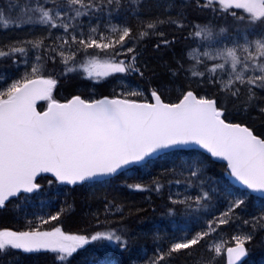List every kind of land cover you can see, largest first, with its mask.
Masks as SVG:
<instances>
[{"label": "snow or ice", "instance_id": "obj_1", "mask_svg": "<svg viewBox=\"0 0 264 264\" xmlns=\"http://www.w3.org/2000/svg\"><path fill=\"white\" fill-rule=\"evenodd\" d=\"M132 2L138 8L144 6L143 0ZM119 5L120 0H44L43 3L36 0V7L26 9L19 19L8 20L0 11V24L5 28L11 24L15 27L39 25L49 31L56 29L62 35L55 39L62 41V45L79 46L70 53V58L66 57L62 45H45L43 39L20 40L5 46L6 50L0 48V58L8 57L14 64L22 62L25 66L18 78H8L10 83L8 79L0 80L4 85L0 87V209L22 193L38 190L40 184L36 181L42 173L53 174L61 184H93L131 166L145 164L162 151L191 152L198 147L211 157L227 161L230 176L246 191L233 198L219 217L208 221L205 230L174 240L167 248L158 246L155 258L149 264H170L174 253L199 244L210 231H215L214 225L228 224L234 210L245 203L247 190L264 196V135L256 134L249 126L229 122L225 115L226 97L239 98L246 94L247 100L252 101L257 90L264 91V0H195L197 8L211 9L221 18H231L234 31L239 35H232L228 28L217 30L211 25H193L191 35L207 43L201 42L191 49L187 53L189 66L185 68L178 64L172 75L175 77L183 72L186 79L196 78L197 84L207 83L219 88L224 96L199 95L190 85H182L177 101L165 102V94L173 83L168 81L149 89L152 102L129 98H144L143 92L129 90L112 98L82 99L75 95L60 103L53 97L59 78L79 72L81 68L87 74L86 78L96 82L113 74L143 76L141 66L136 63L139 53L129 57L127 63L117 58L136 51L134 47L124 49L125 39L132 34L130 27H111L112 33H119L118 38L113 39L99 32L97 27L90 28L85 34L78 22V18L89 13L107 11L111 15L113 10H119ZM172 6L171 3L166 5ZM141 14L137 12L138 16ZM183 19V13L177 18L157 17L144 23V31L139 37L148 36L149 30L156 31L165 23L183 28ZM158 34L164 35L162 31ZM250 35L254 38L250 39ZM162 43L167 45L171 41L163 40ZM117 45L124 51L117 49ZM92 48L108 58L101 60L98 58L100 53L89 54L87 49ZM30 50H33L31 61L28 58ZM77 52L96 58L87 63L75 62ZM17 55L23 59H17ZM58 57L63 68L57 74L54 66ZM209 62H212L211 66ZM40 100L48 102L44 111L37 110ZM260 111L264 113V108ZM184 167L191 178L203 176V160L187 161ZM153 184L157 191L162 187L156 181ZM129 187L144 190L141 184ZM208 199V192L196 196L195 209L203 208ZM190 201L193 198L186 197L184 201L173 203H185L192 209L193 202ZM108 210L109 204H106L105 211ZM116 210L120 211L119 208ZM59 215L49 219L57 220ZM41 222L48 223V220L41 218ZM244 223H251L252 231L233 237L235 246L226 249L227 264H238L248 256L245 244L253 240L257 227L264 230V215ZM129 240L130 236L121 228L80 235H68L60 227L51 231H42L35 226L25 231L5 228L0 230V255L13 250L25 253L47 251L56 254L54 259L60 264H70V258L78 249H84L92 242L108 241L127 250ZM211 251L215 255L209 258L208 264H214L216 255L221 254V247L216 246Z\"/></svg>", "mask_w": 264, "mask_h": 264}, {"label": "trees", "instance_id": "obj_2", "mask_svg": "<svg viewBox=\"0 0 264 264\" xmlns=\"http://www.w3.org/2000/svg\"><path fill=\"white\" fill-rule=\"evenodd\" d=\"M40 2L43 3L44 0ZM34 7L36 0H0V11L6 20L19 19L26 9ZM150 8L147 13L138 16L137 6L132 0H120L119 10H113L111 15L105 11L89 13L78 18L80 24L84 20L91 23L89 27L84 28L85 34L90 28L97 27L99 32L113 39L118 38V32L112 33L111 27H130L132 34L125 39L124 49L134 47L136 51L117 58L124 59L127 63L129 57L139 53L136 63L141 66L143 76L133 73L113 74L96 82L95 79L86 78L87 74L81 68L79 72L68 73L59 78L53 97L61 102L75 95L85 99L112 98L122 91L132 90L143 92L144 98H129L152 102L149 89L168 81L173 83L165 94V102H176L182 85H190L191 90L199 95L224 96L219 88L207 83L197 84L196 78L186 79L183 72H179L175 77L172 73L177 70L178 64H183L185 68L189 66L187 53L197 42L202 41V38L191 35L194 31L193 25H211L217 30L225 25L230 33H235L231 18H221L219 13H213L211 9H199L195 2L190 1H180L175 15ZM180 13L184 16L183 28L165 23L159 25L156 31L149 30L148 36L139 37V33L144 31L145 22L157 17L177 18ZM160 31L164 33L163 36L158 34ZM60 35L62 33L56 29L49 31L39 25L15 27L9 24L5 28L0 24V48L11 46L16 41L35 39H43L45 45H62V41L55 39ZM163 40L171 43L165 45ZM62 46L66 49V57L69 58L70 53L79 47L71 43ZM117 49L124 51L119 45ZM43 51L41 49V54ZM32 52L33 50H30L28 54L30 61L33 59ZM87 52L94 54L100 53V50L92 48L87 49ZM94 58L96 57L93 55L86 56L84 52H77L74 60L87 63ZM98 58L104 60L108 57L100 53ZM17 59L23 58L17 55ZM211 63L209 62L210 66ZM51 67L49 64V68ZM54 67L57 74L62 70L63 64L59 57ZM24 71L22 62L17 65L11 58H0V80L18 78ZM8 82L11 80L8 79ZM3 86L0 84V87ZM225 104L228 121L246 124L256 134L264 135V113L260 111L264 108V91L257 90L252 101L247 100L246 94L239 98L226 97ZM38 106L45 110L48 102L42 100L38 102ZM193 159L204 161L201 179L191 178L184 167L185 162ZM229 173L226 162L216 161L201 150L194 149L190 152L177 149L163 153L141 166L132 167L111 179L93 184H61L53 176L43 175L37 181L40 184L38 190L22 193L18 199H13L12 203L0 209V230L7 228L25 231L35 226L42 231H51L54 227H60L68 235H80L121 228L130 236L127 250H121L108 241L92 242L84 249H78L70 258V264H149L155 258L158 246L167 248L174 240L179 241L205 230L208 221L219 217L228 209L233 198L246 191L230 180ZM153 181L162 185L159 191L155 190ZM135 184H141L144 190L129 187ZM94 185H101L103 189L95 192ZM247 191L249 194L244 197L245 203L234 210L228 224L218 227L214 225L215 231H210L199 244L174 253L170 264H208L209 258L215 255L211 249L216 246L221 247V254L216 255L214 264H227L226 249L235 244L233 237L252 231V224H245L244 221L252 222L255 217L264 215V198ZM202 192H208L209 199L203 208L196 210L194 198ZM186 197L193 198V201H190L193 202L192 209L185 203H173L184 201ZM106 204H109L107 212ZM117 208L120 211H117ZM58 213L60 215L57 220L49 219ZM41 218L48 220V223H42ZM246 245L249 247V257L242 264H264V230L257 227L253 240ZM55 255L47 251H6L0 255V264H60L54 259Z\"/></svg>", "mask_w": 264, "mask_h": 264}, {"label": "rangeland", "instance_id": "obj_3", "mask_svg": "<svg viewBox=\"0 0 264 264\" xmlns=\"http://www.w3.org/2000/svg\"><path fill=\"white\" fill-rule=\"evenodd\" d=\"M143 2H144V6H143V8H138L137 7V12L139 11V12H141V13H147L148 12V8H149V10H151V8L150 7H153V9L155 10V11H158V10H162V11H164L163 13H169V10H167V9H157L156 8V5L157 4H161V5H163L164 4V2H160V0H143ZM169 4V3H168ZM157 9V10H156ZM237 11H241V10H237ZM89 25H91V23L89 22V20H84L83 22H82V24H81V26H82V28H83V30H84V28H86V27H89ZM223 28L224 27H226V28H228L227 26H225V25H223L222 26ZM45 30V29H44ZM231 34L232 35H234V36H238L239 34L237 33V32H235V33H232L231 32ZM118 35H119V33H118ZM250 39L251 38H253L252 36H250L249 37ZM202 42V41H201ZM201 42H197V44L193 47V48H195V47H197L199 44H201ZM241 42H243V40H242V38H241ZM204 45H206V41L205 42H202ZM225 43H228V41H225ZM229 46H231V45H229ZM192 48V49H193ZM201 50H203V47L201 48ZM126 86H128V84H126ZM103 188H102V186L101 185H94L93 186V191H95V192H98V191H100V190H102Z\"/></svg>", "mask_w": 264, "mask_h": 264}, {"label": "water", "instance_id": "obj_4", "mask_svg": "<svg viewBox=\"0 0 264 264\" xmlns=\"http://www.w3.org/2000/svg\"><path fill=\"white\" fill-rule=\"evenodd\" d=\"M82 99H85V98H83V97H81ZM110 98V97H109ZM37 102H39V101H37ZM64 102H66V101H64ZM64 102H60V103H64ZM143 102H147V101H143ZM37 110L38 111H41L40 109H39V107L37 106ZM42 111H44V110H42ZM229 122H233V121H229ZM233 123H239V122H233ZM240 124H242V123H240ZM243 126H248V125H246V124H242ZM253 130V129H252ZM195 149H198V150H201V151H203V152H205V153H207L206 152V150H203V149H200V148H195ZM173 150H177V149H173ZM173 150H170V151H173ZM166 152H169V151H162V152H160V153H158L157 155H155V156H153L151 159H155V158H157L159 155H161V154H163V153H166ZM208 155H210L209 153H207ZM211 156V155H210ZM214 160H216V161H223V162H226L227 163V161H225V160H223V159H220V158H215V157H212ZM150 159V160H151ZM141 165H143V164H141ZM134 166H140V165H134ZM134 166H131V167H129V168H126V169H124L123 171H126V170H128V169H130V168H132V167H134ZM230 170V169H229ZM122 171V172H123ZM121 172V173H122ZM121 173H119V174H121ZM118 174V175H119ZM42 175H50V176H53L54 177V175L53 174H51V173H42L38 178H37V180L42 176ZM115 176H117V175H115ZM115 176H113V177H115ZM113 177H109V178H106V179H111V178H113ZM229 177H230V179L232 180V182L236 185V186H238V187H241V188H244V186H242L238 181H236L233 177H231L230 176V174H229ZM105 179V180H106ZM37 182V181H36ZM245 189V188H244ZM36 190H34L33 192H35ZM251 191V190H250ZM253 194H255V195H258V196H260V197H263L264 198V196H261L259 193H253ZM235 245H232V246H230V247H234ZM245 247L248 249V256H249V247L245 244ZM227 255V254H226ZM248 256L247 257H245V258H242V260L240 261V262H238V264H242L247 258H248Z\"/></svg>", "mask_w": 264, "mask_h": 264}, {"label": "flooded vegetation", "instance_id": "obj_5", "mask_svg": "<svg viewBox=\"0 0 264 264\" xmlns=\"http://www.w3.org/2000/svg\"><path fill=\"white\" fill-rule=\"evenodd\" d=\"M195 2V0H160V2H164V4L163 5H161V4H157L156 5V8L157 9H167V10H169V13L170 14H172V15H175V14H177V4L179 3V2ZM166 3H171V4H173L174 6H172V7H166V5H168V4H166ZM210 10V9H209Z\"/></svg>", "mask_w": 264, "mask_h": 264}, {"label": "bare ground", "instance_id": "obj_6", "mask_svg": "<svg viewBox=\"0 0 264 264\" xmlns=\"http://www.w3.org/2000/svg\"><path fill=\"white\" fill-rule=\"evenodd\" d=\"M111 98V97H110ZM147 102H151V101H147ZM250 191V190H249ZM263 198V197H262Z\"/></svg>", "mask_w": 264, "mask_h": 264}]
</instances>
